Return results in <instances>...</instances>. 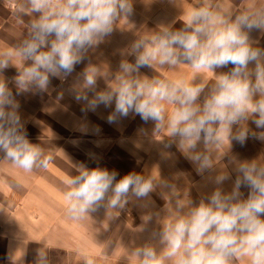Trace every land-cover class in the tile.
I'll return each mask as SVG.
<instances>
[{
    "label": "clouds",
    "instance_id": "9594fccd",
    "mask_svg": "<svg viewBox=\"0 0 264 264\" xmlns=\"http://www.w3.org/2000/svg\"><path fill=\"white\" fill-rule=\"evenodd\" d=\"M170 2L178 5V0ZM18 11L37 18L30 24L29 38L15 50L22 58L14 78L17 95L28 88L46 91L50 77L63 80L71 75L90 49L113 34L122 17L133 14L134 7L133 0H27ZM181 21L180 28L161 24L151 35L137 39L128 50L134 63L119 64L114 87L96 91L99 69L90 66L80 74L83 83L74 89V99L84 102L83 111L114 105L109 123L133 113L145 123L153 122V134L167 130L158 140L163 148L175 145L203 174L215 170L213 157L225 141L228 149L233 141L243 145L250 137L264 142V48L255 46L250 36L254 30L264 31V7L232 14L209 0H198ZM12 61V51L0 52V152L30 172L46 168L52 158L28 139L20 104L2 75ZM156 64L207 69L215 79L205 84L140 74L141 68L153 69ZM229 65L228 71L216 73ZM166 103L175 105L170 114ZM250 120L261 131H252ZM233 162L235 179L220 171L215 189L195 205L191 201L185 205L168 180L135 172L118 179L115 170L75 165L76 174L66 181L67 212L77 220L101 207L115 212L133 198L146 200L160 188L168 202L175 203V211L157 233L162 247L144 246L133 253L139 264H233L245 257L250 264H264V160ZM229 180L231 189L225 190ZM242 188L249 189L247 198ZM45 261L47 256L41 253L38 264ZM85 264L93 260L86 257Z\"/></svg>",
    "mask_w": 264,
    "mask_h": 264
},
{
    "label": "crops",
    "instance_id": "0c3cea01",
    "mask_svg": "<svg viewBox=\"0 0 264 264\" xmlns=\"http://www.w3.org/2000/svg\"><path fill=\"white\" fill-rule=\"evenodd\" d=\"M209 2L232 14L264 7V0ZM26 4L27 0H0V52H13L12 64L2 75L20 104L19 112L29 141L40 146L52 159L46 168L36 167L29 172L4 159V153L0 152V264H38L41 253L47 256L44 264H70L77 257L103 256L104 236L115 237L120 226L127 227L129 245L143 241L144 246L155 247L158 242L159 249L162 247L157 233L172 219L170 214L175 211V203H169L160 188L153 190L146 200L133 198L121 210L114 212L101 207L83 219H73L67 212L64 193L67 179L76 174L75 165L115 170L118 179L130 172L153 175L173 183L185 205L189 201L195 205L215 189L214 179L220 171H227L235 179L233 161L264 160L262 141L251 137L243 145L233 141L229 149L225 141L213 157L215 170L201 174L175 145L170 149L163 148L158 140L167 130L153 134V122L145 123L133 113L109 123L107 117L114 105H100L95 111H83L84 102L74 99V89L83 83L81 73L95 66L99 69L96 91L105 90L109 85L114 87L119 64L125 60L134 63L135 57L128 51L131 45L140 37L151 35L161 24L180 28L181 20L198 0H178V5L170 0H133V14L122 17L113 34L90 49L87 58L75 66L71 75L63 80L50 77L46 91L28 88L17 95L14 78L22 67V58L15 56V50L29 38L30 24L37 18L35 14L18 11L19 5ZM250 36L256 41L255 46L264 48V31L254 30ZM231 67L216 69V73L226 72ZM250 67L254 68V65ZM140 74L189 82L195 79L205 84L215 79L212 71L194 70L186 64L175 68L156 64L153 69L141 68ZM165 107L170 114L175 105L166 103ZM88 115H95V118ZM248 127L255 132L261 131L251 120ZM73 130L87 132L76 137L65 132ZM120 130L126 132L121 136ZM231 184L232 180L226 181L223 187L230 190ZM241 191L247 198L249 189L242 188ZM118 239L116 236L115 242ZM133 253L131 255L135 256ZM233 264L250 262L245 257L234 260Z\"/></svg>",
    "mask_w": 264,
    "mask_h": 264
},
{
    "label": "rangeland",
    "instance_id": "374dc122",
    "mask_svg": "<svg viewBox=\"0 0 264 264\" xmlns=\"http://www.w3.org/2000/svg\"><path fill=\"white\" fill-rule=\"evenodd\" d=\"M88 116L91 118H95V115ZM65 132L70 136L76 137L82 135L84 136L87 131L73 130L70 133H67V131ZM120 132L122 136V134L126 131L120 130ZM62 136H64V133H62ZM120 140L122 141L123 138L121 137ZM126 228L124 226H120V232L118 233V235H115V237H111V235L104 236L105 243L103 256L87 258H91L93 260V264H139V258L136 256H132L131 254L133 253V251L135 252L138 248L144 247V242L136 241L134 243H130L129 245V243L127 242V234L125 232ZM139 235H141L140 237H143V234ZM116 236L119 237V241L117 242H115ZM155 248L159 249L158 242H155ZM70 264H85V258H73Z\"/></svg>",
    "mask_w": 264,
    "mask_h": 264
}]
</instances>
